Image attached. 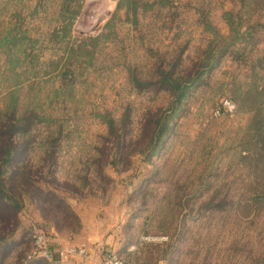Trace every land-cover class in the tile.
Returning <instances> with one entry per match:
<instances>
[{
  "label": "rangeland",
  "instance_id": "374dc122",
  "mask_svg": "<svg viewBox=\"0 0 264 264\" xmlns=\"http://www.w3.org/2000/svg\"><path fill=\"white\" fill-rule=\"evenodd\" d=\"M0 166V264H264V0H0Z\"/></svg>",
  "mask_w": 264,
  "mask_h": 264
},
{
  "label": "crops",
  "instance_id": "0c3cea01",
  "mask_svg": "<svg viewBox=\"0 0 264 264\" xmlns=\"http://www.w3.org/2000/svg\"><path fill=\"white\" fill-rule=\"evenodd\" d=\"M101 243L100 241H94L91 244L88 243L86 255L69 254V245L67 241L61 240L55 242L52 247L53 253L57 256V263L59 264H98L100 261L101 253L99 246L95 244ZM63 253L64 255H61Z\"/></svg>",
  "mask_w": 264,
  "mask_h": 264
},
{
  "label": "built area",
  "instance_id": "2783aa9c",
  "mask_svg": "<svg viewBox=\"0 0 264 264\" xmlns=\"http://www.w3.org/2000/svg\"><path fill=\"white\" fill-rule=\"evenodd\" d=\"M228 108H232V106L230 104H227ZM35 239V244L37 246V252L35 254L36 258L39 257H43L47 260H52L53 258V252L50 249V246L47 242V240L45 239L44 236H40V235H35L34 236ZM69 254H80V255H86V251L84 249L82 250H77L75 248L71 249L69 252ZM61 255H64L63 253H61ZM98 264H133L130 263L129 261L123 260L115 255H109L105 258H103L101 261H99Z\"/></svg>",
  "mask_w": 264,
  "mask_h": 264
},
{
  "label": "trees",
  "instance_id": "16d2710c",
  "mask_svg": "<svg viewBox=\"0 0 264 264\" xmlns=\"http://www.w3.org/2000/svg\"><path fill=\"white\" fill-rule=\"evenodd\" d=\"M174 87H176L177 89H181V85H178V84H177V86H174ZM180 93L182 95L184 93V91L180 92ZM9 151H10L9 147L6 150L3 151V161H4L3 163L4 164H6L8 162V159H9V156H10L9 155ZM4 157H5V159H4ZM3 173H4V171H3L2 167L0 166V187H1ZM0 196H2V195H0ZM53 259L54 260H58L57 256L54 253H53Z\"/></svg>",
  "mask_w": 264,
  "mask_h": 264
}]
</instances>
